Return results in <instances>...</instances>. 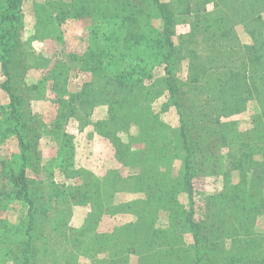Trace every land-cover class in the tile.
<instances>
[{"label": "rangeland", "instance_id": "obj_1", "mask_svg": "<svg viewBox=\"0 0 264 264\" xmlns=\"http://www.w3.org/2000/svg\"><path fill=\"white\" fill-rule=\"evenodd\" d=\"M155 1L172 13L168 59L146 64L116 92L94 72L107 41L90 31L97 14L104 33L114 30L108 18L121 14L114 10L119 0H21L15 28L27 72L18 108L39 137V162L26 169L37 264H112L111 249L128 224L157 243L176 233L169 243L189 261L196 245L213 247L207 208L228 212L236 194L247 207L264 200V0H131L141 22L162 33ZM162 41L167 47L165 32ZM1 46L0 264H21L28 204L8 198L19 147L3 132L10 109ZM103 67L101 75L113 79L117 66ZM168 72L203 140V153L189 162ZM83 90L71 114L70 97ZM220 136L224 144L216 145ZM241 144L249 160L237 166ZM233 217L214 218L223 222L215 249L264 232V209L254 219ZM190 219L207 230L193 231ZM141 253L121 256L126 264H152L151 254Z\"/></svg>", "mask_w": 264, "mask_h": 264}, {"label": "trees", "instance_id": "obj_2", "mask_svg": "<svg viewBox=\"0 0 264 264\" xmlns=\"http://www.w3.org/2000/svg\"><path fill=\"white\" fill-rule=\"evenodd\" d=\"M20 5L21 0H0L1 60L4 75L6 77V80L1 87L9 97L10 109L9 116L4 120L6 130L4 129L3 132L7 134L10 133V135L17 140L19 147L18 161H16L17 165H19V169L18 172H15L13 169L10 171L9 178L13 187L11 190L12 193L8 198L15 197L16 199H24L28 204V224L25 229L26 232L24 237H26V240L23 243L21 264H37V254L31 247L32 236L30 234L33 228L36 205L29 197L26 169L31 167L32 164L39 162L40 157L37 148L39 137L37 134V128L35 126H30L23 120V112L18 108L21 104L20 96H22L20 90H23L26 87L24 79L27 72L25 63L21 60L19 61V48L17 45L20 40L15 28ZM155 5L165 21L166 27L162 33L153 28L149 21L146 23L144 21L141 22L139 16L135 15L134 9L136 8L131 6V0H119V2L114 5V10L121 12V14L118 13V17L115 15L113 16L112 14L109 16L108 23L111 24V28L114 29L110 34H106L100 29L102 16L100 14L95 16L92 21V30L90 31V34L93 38L103 37L107 42L103 49L104 51L101 52V58L97 62L98 68H95L94 72L96 71L99 74V77H102L100 78L101 80H105V87L107 84L110 85L112 83L111 86L114 91L119 92L127 87L126 81L129 80L130 77L139 73V75L144 73L143 71L146 70V64L154 60H162L165 63L168 59L166 50L163 51V49H170V47H172V43L169 40L172 33L171 27L173 25V19L171 18L172 13H170L168 4H162L155 1ZM112 12L113 11H111V13ZM106 23L105 20L104 25ZM164 32L166 34L165 43L167 44V47H164L165 44L162 41V34ZM157 39L159 41H157ZM153 46H155V51L147 52V50H152ZM113 65L117 66L113 79L109 78L108 75H101L100 71L106 70L103 66L107 68L113 67ZM167 75L168 79L166 84L171 96L174 94L175 97L177 114L180 118L182 127L180 135L189 162L190 160H194L197 155L203 153V140H201V135L199 134L200 130H198L197 126L193 125V128H190L192 120L189 118V108L185 105V100L180 95L173 76L170 72H168ZM220 91L224 92L225 89L222 88ZM84 94L85 91L83 90L81 93L70 97L71 114L76 112L75 105L72 104L74 98L82 101L80 96ZM224 99L227 101L230 98L227 96L222 100ZM240 103L241 102L237 103V105ZM63 116L64 113L60 114L59 117L63 118ZM220 127L223 132V127ZM191 131L194 132V135L191 134ZM4 137L5 135H3L2 138ZM224 138L226 137L220 136L219 138H216L214 140L215 144L223 145ZM258 145L254 144V147L248 146L250 148L249 150L254 152L258 148ZM240 146L242 152L239 151V153L243 154V156L242 159L240 157L241 160L238 161L237 166L243 165V163L249 160V156L246 155L245 152L247 146L245 144H241ZM250 201L251 202L247 207V204L242 202V198L236 194L232 200L235 208L228 209V212L235 215L233 218H235L236 221L240 218L254 219L255 216L264 209V200L259 196L255 201ZM39 211H45V209L42 208V205L39 207ZM222 212L226 214L228 213L225 208H207V219L211 223L207 227H210L211 229L212 239H210V241H212L211 245L213 247L209 248L208 244L196 245L194 255L188 251L190 256L189 261L187 258L185 259L183 256H179L180 251L175 250L169 243L170 239L175 240L177 238L175 235L176 233L168 232L166 235L164 234L166 238L163 237L161 240L159 239V242L157 243L150 238L149 235L145 236L143 234L141 237H138L132 228V224L125 225L122 228L123 233L121 239L114 245L115 248L112 247L113 249H111V251L115 250L116 253L113 256L109 255L110 261L112 264H126V260L123 259L121 255L126 254L129 249L134 253L139 251L140 256L142 255L141 251H143V253L149 252L151 254V259L153 260L152 264H264V232L254 235L251 238L249 237L248 240L239 241L237 245L231 244V246H227L229 250H226L225 248H214V246H216L215 242L219 243L218 241H215V239H219V235H221L222 232L221 226L223 225L222 221L214 220V218L220 216ZM188 223L193 231H197L198 229H203L204 231L207 230L206 227L200 224L199 220H197V223H194L190 219ZM189 227L188 229L190 230ZM124 235L125 241L122 240ZM165 239H167V241ZM232 246L234 248H232ZM230 249H233L232 253L230 252Z\"/></svg>", "mask_w": 264, "mask_h": 264}]
</instances>
